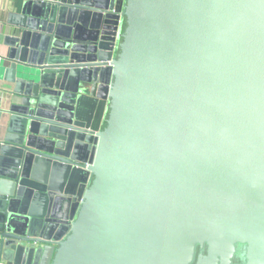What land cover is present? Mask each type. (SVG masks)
Masks as SVG:
<instances>
[{
	"label": "water",
	"instance_id": "water-1",
	"mask_svg": "<svg viewBox=\"0 0 264 264\" xmlns=\"http://www.w3.org/2000/svg\"><path fill=\"white\" fill-rule=\"evenodd\" d=\"M12 7L0 264H264V0Z\"/></svg>",
	"mask_w": 264,
	"mask_h": 264
},
{
	"label": "crops",
	"instance_id": "crops-1",
	"mask_svg": "<svg viewBox=\"0 0 264 264\" xmlns=\"http://www.w3.org/2000/svg\"><path fill=\"white\" fill-rule=\"evenodd\" d=\"M13 1L14 0H0V65L7 52V46L5 44V37L7 36L9 30L7 18L9 10H12L13 8ZM3 88V83H0V98L2 96Z\"/></svg>",
	"mask_w": 264,
	"mask_h": 264
},
{
	"label": "built area",
	"instance_id": "built-area-1",
	"mask_svg": "<svg viewBox=\"0 0 264 264\" xmlns=\"http://www.w3.org/2000/svg\"><path fill=\"white\" fill-rule=\"evenodd\" d=\"M123 19L120 20V29L122 27Z\"/></svg>",
	"mask_w": 264,
	"mask_h": 264
}]
</instances>
